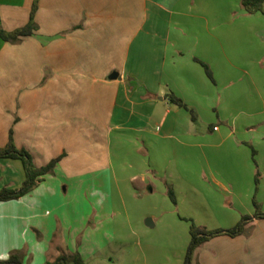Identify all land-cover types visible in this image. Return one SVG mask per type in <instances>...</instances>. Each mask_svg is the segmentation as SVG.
Returning a JSON list of instances; mask_svg holds the SVG:
<instances>
[{
    "label": "crops",
    "instance_id": "obj_1",
    "mask_svg": "<svg viewBox=\"0 0 264 264\" xmlns=\"http://www.w3.org/2000/svg\"><path fill=\"white\" fill-rule=\"evenodd\" d=\"M34 1L0 0V28L26 26ZM37 6L34 35L0 38V147L12 130L36 166L63 158L32 192L0 202L1 260L22 251L23 264L65 253L117 264L102 256L111 250L129 253L122 264H184L191 235L181 216L223 231L253 217L254 200L264 212L263 14L240 0ZM24 180L19 160L0 159V191ZM192 257L264 264V219Z\"/></svg>",
    "mask_w": 264,
    "mask_h": 264
},
{
    "label": "trees",
    "instance_id": "obj_2",
    "mask_svg": "<svg viewBox=\"0 0 264 264\" xmlns=\"http://www.w3.org/2000/svg\"><path fill=\"white\" fill-rule=\"evenodd\" d=\"M37 1H34L32 6V11L30 14L29 23L13 32H6L2 28H0V38L4 42L18 44L24 38L32 36L38 30V25L35 22V14L37 11ZM241 6L244 10L249 14H257L261 13L264 15V0H240ZM205 68L208 75H210L209 68L207 65L202 64ZM169 101L187 111H189L192 115V119H194V113L191 109H189L181 99L177 98L173 94L168 95ZM253 151V156H254ZM63 157H58L56 159L51 160L47 165L38 167L34 163L33 157L31 154L24 148H18L15 145L13 138V131H10L9 140L6 146L0 147V159H9V160H19L22 163L25 180L22 186L19 189H8L5 188L0 191V202H7L11 200H17L30 192L44 180L46 176L54 172L57 164L61 161ZM256 186L258 185V175H256L255 179ZM168 195L172 202L175 204L176 199L172 190H169ZM254 206L256 208V214L254 219H264V212L260 210V206L254 200ZM253 218L250 216H244L241 219V222L238 226L230 230L223 231H208L203 227L196 226L192 221H190V235L191 242L188 250V254L186 257V264H190L191 255L194 250L207 242L209 239L214 238L219 235H228V236H238L242 233L243 227L247 222L252 221ZM24 253L22 251H13L9 254V257L5 260L0 259V264H23ZM48 264H86L83 258L77 253H65L58 256V258Z\"/></svg>",
    "mask_w": 264,
    "mask_h": 264
},
{
    "label": "rangeland",
    "instance_id": "obj_3",
    "mask_svg": "<svg viewBox=\"0 0 264 264\" xmlns=\"http://www.w3.org/2000/svg\"><path fill=\"white\" fill-rule=\"evenodd\" d=\"M254 202V201H253ZM173 203V202H172ZM174 208H175V211H177V206L174 204ZM129 209L130 210H132L133 211V209H132V206L130 205L129 206ZM254 209H255V211H256V208H255V206H254ZM256 214V213H255ZM255 214H254V216L252 217L253 219H254V217H255ZM181 218V220H185L186 222L185 223H187L188 224V226H189V229H190V225H191V223H190V221H192L193 223H194V221L192 220V219H183V217L181 216L180 217ZM144 222V224H145V222H146V219L143 221ZM205 222H213V221H211V219H208V217H207V219L205 220ZM217 222V221H216ZM241 222V221H240ZM239 222V223H240ZM251 222V221H250ZM195 224V223H194ZM119 229H120V226H119ZM123 230H124V228H123ZM214 231H217V230H214ZM159 237V236H158ZM145 238V237H144ZM156 238V237H155ZM181 238H183L182 236H181ZM180 237H175V239H177V240H180L181 239ZM135 239V238H134ZM133 240V239H132ZM210 240V239H209ZM190 242H191V238H190V240H189ZM135 241H133V243H134ZM190 242H189V246H190ZM157 243V242H156ZM203 245V244H202ZM201 245V246H202ZM189 246H188V249H187V251H186V257H187V254H188V250H189ZM201 246H199V247H197L194 251H196L198 248H200ZM167 253H165V255H166ZM169 258H170V260L172 261H174V262H177L178 261V256L180 255L179 254V250H178V248H175V249H173L172 251H169ZM193 254H194V252H193ZM193 254L191 255V260H190V264H192V260H193ZM103 258L105 259V258H108V260H110L111 258H115V259H117V264H122L124 261H127L128 260V256H129V253H126V254H123V255H121L122 257H119L116 253H114V252H112L111 250H108V251H105L104 253H103ZM85 263L86 264H97L98 263V261H97V258L96 259H88L87 261H85ZM184 264H186V258H185V262H184Z\"/></svg>",
    "mask_w": 264,
    "mask_h": 264
},
{
    "label": "water",
    "instance_id": "obj_4",
    "mask_svg": "<svg viewBox=\"0 0 264 264\" xmlns=\"http://www.w3.org/2000/svg\"><path fill=\"white\" fill-rule=\"evenodd\" d=\"M118 77V74L117 73H114L110 76V79L114 80Z\"/></svg>",
    "mask_w": 264,
    "mask_h": 264
},
{
    "label": "built area",
    "instance_id": "obj_5",
    "mask_svg": "<svg viewBox=\"0 0 264 264\" xmlns=\"http://www.w3.org/2000/svg\"><path fill=\"white\" fill-rule=\"evenodd\" d=\"M214 130L216 131V130H217V128H214Z\"/></svg>",
    "mask_w": 264,
    "mask_h": 264
}]
</instances>
